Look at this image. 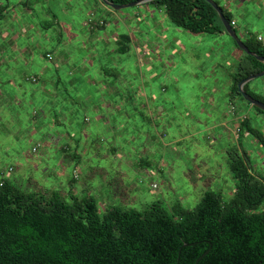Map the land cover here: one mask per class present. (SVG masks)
Here are the masks:
<instances>
[{"label": "rangeland", "instance_id": "rangeland-1", "mask_svg": "<svg viewBox=\"0 0 264 264\" xmlns=\"http://www.w3.org/2000/svg\"><path fill=\"white\" fill-rule=\"evenodd\" d=\"M214 1L224 8L226 4L230 7L225 10L235 18L236 32L250 31V35L257 36L264 45V0ZM6 2L9 9L0 20V182H13L26 191L58 190L67 200L69 194L80 198L89 195L96 200L100 215L112 205L140 210L153 202L168 207L180 203L193 209L208 190L221 193L227 203L233 198L235 181L229 170L228 156L222 153L225 144H229L228 148L233 145L227 142L224 130H216L218 144L215 146L206 140L207 133L194 138L190 134L197 119H200L199 125L207 119L211 124L212 114L210 117L195 115L192 122L189 113L165 114L178 101L170 99L174 93H186V100L181 101L191 103L195 110L196 104L203 102L197 99L202 90L215 80L223 79L233 68L236 71L238 60L245 57V53L236 46L225 51L222 44L229 41L226 34L189 33L170 23L156 8L154 15L148 9L144 12L145 3L117 11L114 16L95 10L92 17L90 14L85 17L79 0L70 1V6L75 3L76 8L71 12L65 11V4L59 0H0V4ZM35 2L38 5H34ZM14 4L18 6L13 7ZM26 6H33V10L29 12ZM148 6L151 9V5ZM39 8L53 10L59 24L54 25L52 18L45 17ZM135 8L141 11L140 17L133 18L136 24L128 25L135 46L127 45L128 52L111 55V50L119 47L103 34H126L128 30L120 17L124 12H135ZM153 18L159 21L157 25L151 23ZM68 19L79 23L74 30ZM85 20L91 22L82 27L81 21ZM88 29L94 33L90 34ZM64 43L73 44L70 55L73 63L70 59L62 60L66 53ZM144 44L158 48L142 59ZM229 44L234 43L229 41ZM119 45L126 46L125 40L121 39ZM91 46L94 50L89 53ZM47 51L53 53L52 61L45 58ZM83 56L87 57L85 67L80 66ZM73 65L76 68L71 69ZM54 66L60 78L71 75L74 79L85 71L84 75L98 82L95 88H108L115 77L122 84L126 80L132 91H141L142 87L161 99L165 107L159 119L162 123L153 128L136 114L125 126H106L105 121H97V115L89 109L80 107L84 100L75 98L88 91L85 84L80 89L77 86L76 92L80 94L72 93L71 101L66 99L62 104L59 99L49 100L52 105H48L47 97L40 90L41 84L30 82L28 78L45 75L54 79ZM69 70H72L70 75ZM15 84L24 89L22 93ZM250 84L257 85V94H264V75ZM235 98L239 113L246 112L251 125L264 134V116L257 114L240 97ZM103 101L112 100L100 99L97 103ZM243 105L246 110L242 109ZM54 113L60 124L54 123ZM84 115L90 119L89 123L84 122ZM102 116L118 121L121 118ZM64 118H72V123H64ZM66 132L71 139L61 136ZM183 135L190 137L178 145L169 144L173 138ZM65 143L70 154L60 150ZM236 148L239 153L240 148L246 152L254 175L264 177V153L255 138L243 133L241 146ZM74 153L77 156L74 157ZM72 178L73 189L69 186Z\"/></svg>", "mask_w": 264, "mask_h": 264}, {"label": "trees", "instance_id": "trees-1", "mask_svg": "<svg viewBox=\"0 0 264 264\" xmlns=\"http://www.w3.org/2000/svg\"><path fill=\"white\" fill-rule=\"evenodd\" d=\"M108 1L125 5L138 0ZM147 4L163 8L173 25L189 33L226 34L205 0ZM6 9L0 4V20ZM244 44L264 57V45L250 34ZM237 66L230 91L243 100L237 84L264 65L245 54ZM249 85L244 91L264 103ZM243 133L252 135L264 153V134L247 117L239 125V142ZM228 156L233 198L227 203L221 193L208 190L193 209L153 202L140 210L112 205L100 215L92 196L67 200L58 190L26 191L2 180L0 264H264V177L254 175L246 152L231 148Z\"/></svg>", "mask_w": 264, "mask_h": 264}, {"label": "crops", "instance_id": "crops-1", "mask_svg": "<svg viewBox=\"0 0 264 264\" xmlns=\"http://www.w3.org/2000/svg\"><path fill=\"white\" fill-rule=\"evenodd\" d=\"M59 1L63 2L65 4V6H66V9L64 8L65 11L71 12V11L76 10V8H74L75 3H73L72 6H70L71 0H59ZM79 1H80V6H81L82 10L84 12H86L85 17L89 16V14L90 15L93 14V11H95V10H98V11H100V12H102L108 16H114V15H117L116 14L117 11H122V10L127 9V8H125V9L115 10V9L106 7L105 5L101 4L100 1H98V0H79ZM260 1H263V0H258V2H260ZM5 4L7 5V9L5 11L4 17H6V14H7L8 9H9L8 2H6ZM33 4L38 5V4H36V2ZM143 4H140V6ZM14 5L15 6H13V7L18 6L17 4H14ZM137 6H139V5H137ZM137 6H135V7H137ZM32 7L33 6H30V7L26 6L25 8H27V10L30 12V10H33V9H31ZM148 7H149L148 4L145 3V6L143 8L144 12H146L148 9V10H150V13H152V15H154L157 11L158 12L162 11L164 16L168 19L166 12L163 8H158L154 5L150 6L151 9ZM220 7L226 13H228L231 16V20H232L231 22H234V27H236L235 18L232 16V14L229 11L225 10V8H230V7L227 4H226L225 8H224V6H220ZM154 8H156L157 11L153 10ZM38 10L43 12L45 17L52 18L53 22H55V23H53L54 25L59 24V20L56 18L53 10L50 11L48 9L46 11H42V9H40V8ZM62 10H63V7H62ZM35 11L36 10H34L32 13H34ZM124 13L125 14H123V17H120V19H121L120 22H122L123 26H125V29L128 30V32L126 34H123L124 32L120 33V34H116V32H110V33L106 32L103 34L107 38L110 37V39L113 41L116 48L119 47L117 49H112V50L110 49L111 55H113L114 53L124 54V53L128 52L129 49L127 48V45L135 46V44L133 42L134 37L131 34V30L129 29L128 25H134L137 23V22H133V20H134L133 18L134 17H140L141 11L136 9L135 12H124ZM142 13H143V11H142ZM67 22L72 26L73 30H74V26L76 24L77 25L79 24L77 22V20H74V22H72V20L68 19ZM158 22L159 21H157L154 18L151 21V23L154 25H157ZM169 22H170V20H169ZM86 23H87L86 20L81 21V26L84 27L85 25H87ZM33 26H35V24H33ZM127 27H128V29H127ZM166 30H167V28L163 29L162 32L166 31ZM234 30L236 31V29H234ZM88 31L90 32V34L94 33V30L88 29ZM204 34H206V33H204ZM236 34L239 37V39L242 40L244 43V41H246L247 37L249 36L250 31L236 32ZM210 35L214 36V35H221V34H210ZM161 36L164 39L163 33H161ZM256 37L257 36H255V37L252 36L254 42L258 40V38H256ZM107 38H104V39H107ZM227 38L229 39L230 42L234 43L233 41L230 40L229 37H227ZM121 39L125 40L126 46L121 47L119 45L121 43ZM72 41H74V39ZM229 41L223 43L225 45L222 44V48H224L225 51L231 49L233 46L234 47L236 46V45H234L235 43L233 45H230ZM259 41H261V40H259ZM68 45H70L69 50H68ZM110 46L111 45H109V47ZM154 46H155V48H154ZM136 47H138V46H136ZM157 48L158 47L156 45H152L151 47H149V45L144 44L143 46H141L142 55L140 56V58L143 59V57H145L146 55H148L150 52H152L153 50H155ZM72 49H73L72 43H66V44L64 43V49L63 50L66 53L64 54L63 57L61 56L62 60H67V59L71 60L70 55L73 53ZM74 50H76L75 52L77 53V48L74 47ZM91 50H94L93 47L92 46L88 47L89 53L91 52ZM49 55L51 56V59H48L47 56H49ZM45 58L47 60L52 61L53 53L51 51L45 52ZM86 58H85V56L81 57V60H80V66L81 67H85L83 64L86 63ZM71 63H73L72 60H71ZM70 68L73 69V68H76V66L73 65ZM54 69L56 71V77L54 79L50 76H45V75L33 76V77L28 78V81H30V82H34V83L38 82L41 84L40 90H41L42 94L47 97V100L49 102L48 105H52L51 101H49V100L54 101L56 99H59L62 104L64 103L63 101H65L66 99L71 101L72 100L71 94L72 93H78V92H76V90L80 89L85 84V85H87L86 88L88 91L82 93V95L80 93H78L80 95L75 96V98L84 100V102H82V101L80 102V104H82V106H80V107L83 110L89 109V111H91L95 116L97 115L96 120L100 121V122L105 121L104 123L106 126H108V125L112 126V127L114 125L125 126L126 124H129L130 119H132L133 116L136 114L140 115L142 117L141 120L147 121V123H149L153 128H156L157 125L159 123H162V121H163V120H159L161 118L162 113H164V111H165V107L162 105L161 99L157 96H152L150 94V92L146 91L145 89H142V87L140 88L141 91H136L134 89L132 91V90L128 89L127 86L129 85V83H127L126 80L124 81V84H122L115 77L114 78L115 80L113 79L112 85H110L108 88H106L104 86H103V88H95L94 86L98 82L95 81V79H93L92 77H89L88 75H84L85 71H83L81 73L82 76H76L74 79H71L72 76L70 74L72 73V70H69V75H70L69 78H64V77L60 78V76L58 75L57 66H54ZM235 72L236 71L233 68V71L230 70L228 73H226V75H224L223 79L215 80L213 82V84L211 86H208V88L206 90H202L201 93H199V96H197V99L201 98L203 100V102L197 103L195 110L191 107V103H186V102L181 101V100H186V98H187L186 93H182V92L174 93V96L170 99H175L178 101L173 103L172 108H170L169 110H166L165 114L167 113V115H171V114L174 115V114L178 113L179 115H186L189 113L188 117L191 120V122H192V120H194L195 115L200 117L199 114H202V115H206L207 117H210L209 114H212L211 119H210L212 121L211 124L208 123L209 119L206 120L207 122H202L201 125H199L200 119L196 120L197 125L193 126L192 127L193 130H192V132H190V134L192 136L191 138H194L195 136H197L199 134L204 135V133H207L206 140L210 144H213V146H215V144H218L217 143L218 141H216V138H215V134H216V132H218L216 130L218 128H221L222 130H224V134H226V138H228L227 142H231V144L233 146L236 144L234 146V148L240 147L241 146V139H240V142L238 139L239 138V125H240V122H242V120H244L247 117L246 116L247 113L246 112L239 113L238 107L236 106V103L234 101L236 98L232 97V94L230 91V88L232 86V80H233L232 78H233V75L235 74ZM252 81H250V83ZM77 86H78V89H77ZM15 88L18 91L20 90L19 91L20 93H22L21 90H24L23 88L20 87V84H15ZM90 88H93L95 90H93L91 92ZM219 89H222V90L219 92ZM249 90L251 92L257 94L256 93L257 85L254 84L253 86H251V84H250ZM98 91H100L101 93H98ZM222 91H225V93H222ZM258 95L264 96V94H259V93H258ZM61 97H62V99H61ZM100 99L112 100V101L111 102L103 101L101 103H97V100H100ZM192 99L197 100L196 97H192ZM65 102H67V101H65ZM45 103H46V98H45ZM59 105H60V103H59ZM242 109L246 110L244 105L242 106ZM63 111L64 110H62L61 113H63ZM198 111H199V113H198ZM84 113H86V112H84ZM53 115H54L53 116L54 117V123L60 124V122L58 121L57 114L54 113ZM102 115H116V116H119L121 118L118 121L116 119H109L108 117H106V116L104 117ZM83 118H84L85 123L90 122V119L87 117V115H84ZM64 119H65L64 123H67L69 125L72 123V121L70 123V120H72V118L70 120H67L66 118H64ZM250 123H251V120H250ZM110 129H114V128H110ZM222 130H220V131H222ZM82 131H84V129H82ZM154 131H157V130L154 129ZM61 136L68 138V139L72 138V136L68 132H66L65 135L62 134ZM189 137H190L189 135H183V136L173 138L169 144L173 143L174 145H178L184 139L189 138ZM220 137H221V135H220ZM219 138H218V140H219ZM228 145L225 144L224 148L222 149V153L226 154L227 156H228V150L233 148V146L228 148ZM60 150L64 154H70L69 153L70 149H69V146L67 143L63 144L60 147ZM237 150H238V148H237ZM241 152H245V151L242 148H240V153ZM238 153H239V151H238ZM75 156H77L76 153H74V157ZM228 157H227V159H228ZM205 171L208 172V169H205ZM74 182H75L74 180L70 181L69 186L71 188H72L71 184H73ZM69 195L72 196L73 194H69Z\"/></svg>", "mask_w": 264, "mask_h": 264}, {"label": "water", "instance_id": "water-1", "mask_svg": "<svg viewBox=\"0 0 264 264\" xmlns=\"http://www.w3.org/2000/svg\"><path fill=\"white\" fill-rule=\"evenodd\" d=\"M101 3L109 8L115 9V10H120V9H125L128 7H134L143 3H149L152 2L154 0H138L135 2H131L125 5H115L110 3L108 0H100ZM208 4H210L212 6V8H214V10L217 12V15L224 27L225 33L226 35L232 39V41L235 43V45L237 46L238 49H240L241 51H243L246 55L252 56L253 58H255L257 61H259L260 63H262L264 65V57L263 56H259L257 54H255L254 52L250 51L249 48L243 43L242 40L239 39V37L237 36L234 28H232V26L230 25V23L227 21V19L225 18L223 11L221 9V7L215 3L214 0H205ZM264 75V70L250 75L244 79H242L238 84H237V91L238 93L241 95V97L243 98L244 101L248 102L250 106L255 107L259 110H261L262 112H264V103L260 102L259 100L253 98L251 95H249L248 93H246L244 91V85L247 84L248 82L256 79V78H260ZM184 246H187V244H185ZM207 252H205L203 255H201L199 257V259L197 260V262L206 254ZM196 262V263H197Z\"/></svg>", "mask_w": 264, "mask_h": 264}, {"label": "built area", "instance_id": "built-area-1", "mask_svg": "<svg viewBox=\"0 0 264 264\" xmlns=\"http://www.w3.org/2000/svg\"><path fill=\"white\" fill-rule=\"evenodd\" d=\"M92 16H93V14L90 15V17H92ZM89 22H91V20H88L86 24H88ZM231 25L233 26L234 25V22H231ZM258 40H260V39L258 38ZM47 57H48V59H51V56L50 55L47 56ZM0 185H1V183H0Z\"/></svg>", "mask_w": 264, "mask_h": 264}, {"label": "clouds", "instance_id": "clouds-1", "mask_svg": "<svg viewBox=\"0 0 264 264\" xmlns=\"http://www.w3.org/2000/svg\"><path fill=\"white\" fill-rule=\"evenodd\" d=\"M230 25H231V23H230ZM231 26H232V25H231ZM233 26H234V25H233ZM233 26H232V27H233ZM258 41H259V40H258Z\"/></svg>", "mask_w": 264, "mask_h": 264}]
</instances>
